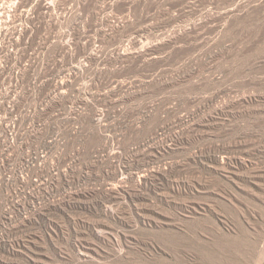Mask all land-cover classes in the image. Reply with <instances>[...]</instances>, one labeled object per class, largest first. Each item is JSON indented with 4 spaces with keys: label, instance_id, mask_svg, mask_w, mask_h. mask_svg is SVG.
<instances>
[{
    "label": "rangeland",
    "instance_id": "obj_1",
    "mask_svg": "<svg viewBox=\"0 0 264 264\" xmlns=\"http://www.w3.org/2000/svg\"><path fill=\"white\" fill-rule=\"evenodd\" d=\"M0 264H264V0H0Z\"/></svg>",
    "mask_w": 264,
    "mask_h": 264
}]
</instances>
